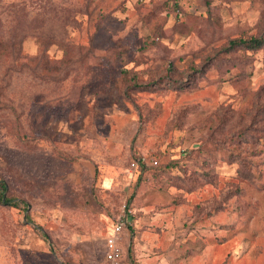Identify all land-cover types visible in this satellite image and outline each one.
Instances as JSON below:
<instances>
[{"label":"rangeland","instance_id":"obj_1","mask_svg":"<svg viewBox=\"0 0 264 264\" xmlns=\"http://www.w3.org/2000/svg\"><path fill=\"white\" fill-rule=\"evenodd\" d=\"M251 38L264 0H0V264H103L119 217L132 264H264Z\"/></svg>","mask_w":264,"mask_h":264},{"label":"built area","instance_id":"obj_2","mask_svg":"<svg viewBox=\"0 0 264 264\" xmlns=\"http://www.w3.org/2000/svg\"><path fill=\"white\" fill-rule=\"evenodd\" d=\"M135 166L133 163L132 167ZM128 224L129 222L121 217L114 224L112 233L105 239L103 264H125L120 243L121 234Z\"/></svg>","mask_w":264,"mask_h":264},{"label":"trees","instance_id":"obj_3","mask_svg":"<svg viewBox=\"0 0 264 264\" xmlns=\"http://www.w3.org/2000/svg\"><path fill=\"white\" fill-rule=\"evenodd\" d=\"M263 45H264L263 40L254 39V38H251V39H248V40L232 41L230 43L231 48H238V49H240L242 51H256V50L261 49L263 47ZM137 161L139 163L138 164L139 165L138 168L140 170L147 168L148 165L150 167H152V168H156V166H157V164L155 165L152 162L149 164L145 160H137ZM0 188H1L3 193L7 190L6 186L1 181H0ZM1 201L4 202L5 204L11 205L12 207H19V206L24 204L23 201L17 200V199H14V198H4L3 200L1 198ZM37 230L41 232L40 229L37 228ZM41 235L45 236L43 233H41ZM122 255H123V259H124L125 264H132V263L129 262L127 256L124 255L123 248H122Z\"/></svg>","mask_w":264,"mask_h":264}]
</instances>
